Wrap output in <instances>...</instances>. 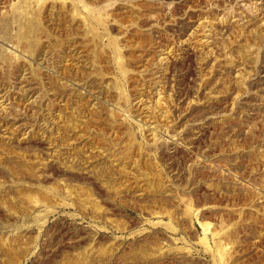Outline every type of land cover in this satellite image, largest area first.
<instances>
[{
    "label": "rangeland",
    "instance_id": "obj_1",
    "mask_svg": "<svg viewBox=\"0 0 264 264\" xmlns=\"http://www.w3.org/2000/svg\"><path fill=\"white\" fill-rule=\"evenodd\" d=\"M0 264H264V0H0Z\"/></svg>",
    "mask_w": 264,
    "mask_h": 264
}]
</instances>
